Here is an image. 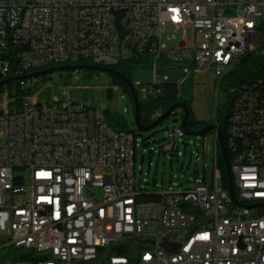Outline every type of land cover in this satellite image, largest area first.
Listing matches in <instances>:
<instances>
[{
    "label": "built area",
    "instance_id": "1",
    "mask_svg": "<svg viewBox=\"0 0 264 264\" xmlns=\"http://www.w3.org/2000/svg\"><path fill=\"white\" fill-rule=\"evenodd\" d=\"M179 32L175 47L164 44V34L171 41ZM14 46L18 65L11 70ZM250 54L264 56V0H0L3 79L137 58L153 70L147 101L168 85L182 97L196 75L212 73L219 86ZM171 68H184L188 78L170 82L164 74ZM41 79L20 80L35 91L30 96H0V112H7L0 120V238L26 251L14 264H264V71L232 96L237 118L227 142L235 200L228 179L222 183L214 134L211 166L193 190L163 187L157 200L142 201L146 190H136L135 181L140 137L111 128L100 106L73 102L70 87L65 99L34 111ZM163 113L154 111L151 122ZM184 137L174 126L163 153L178 152ZM164 231L179 241L166 240ZM136 237L129 256L119 244ZM176 245L178 252H169Z\"/></svg>",
    "mask_w": 264,
    "mask_h": 264
},
{
    "label": "rangeland",
    "instance_id": "2",
    "mask_svg": "<svg viewBox=\"0 0 264 264\" xmlns=\"http://www.w3.org/2000/svg\"><path fill=\"white\" fill-rule=\"evenodd\" d=\"M170 34H164L163 42L168 47H175L182 38L181 32L175 35L171 41ZM111 62V61H108ZM69 64L53 65L51 67L68 66ZM75 65V64H73ZM67 71L47 75L43 78L42 88L39 89L37 100L34 104H44L52 101L65 99L63 88L68 87L69 96L73 102L81 104L98 105L105 111L115 114L124 124L126 131L135 130L134 104L128 96L122 94L117 88L111 86L108 75L101 74L88 77L82 73L72 74L71 81L68 80ZM162 73V71H159ZM170 82H176L187 77L184 68H171L164 74ZM153 80V70L150 67H137L134 69L131 82L137 86L140 100H144L145 91ZM234 87H225L224 84L217 85L212 73L192 76L188 83L182 87L181 92L184 99L191 102L192 110L197 121H214L219 109L228 105L230 96H233ZM110 96V97H109ZM174 116L171 115L154 129L140 133V146L136 154V190L154 192L162 189L184 192L193 190L197 180L204 176L205 167L211 166V155L213 151L214 136L208 134L205 137H184L180 140L179 151L173 155L161 152L166 143L168 131L173 127L181 126L183 116L178 115L179 122L173 124ZM142 139H148L149 145L143 146ZM100 193V190L98 191ZM166 240L179 241L178 235L173 232H163ZM140 241L136 237L125 239L119 245L127 246V255L132 256L135 246ZM6 239L0 238V264H14L26 251L17 250L14 247H4Z\"/></svg>",
    "mask_w": 264,
    "mask_h": 264
},
{
    "label": "trees",
    "instance_id": "3",
    "mask_svg": "<svg viewBox=\"0 0 264 264\" xmlns=\"http://www.w3.org/2000/svg\"><path fill=\"white\" fill-rule=\"evenodd\" d=\"M14 49L15 50L13 51V54L15 58L11 59V63H12L11 68H10L11 70H14L15 68H17V65H18V60L16 59V55L19 52V47L14 46ZM93 64H94L93 61H82L78 63V65H93ZM139 64H140L139 60L137 58H134L126 62H118V63L107 64V65L100 64V65L109 67L117 71L121 75L127 77L129 80H131V76H132L134 69L142 66ZM143 67H148V66L145 65ZM263 71H264V56H259V55L256 56L253 54L246 55V56H243L238 61V63L236 64V67L228 73V75L220 83V85L224 84L226 88L232 86L235 88L234 91H236V89L239 88L242 84L248 82L249 80H253L258 76H261ZM67 72H68L67 75H68L69 81H71L72 79L71 73L73 74L82 73L84 75H87L88 77H91L93 75L99 76L103 74L101 72H96V71H91V70H84L82 72H75V71H67ZM108 76L111 81V86L119 89L122 92V94H125L126 96H128L130 100L133 102L131 92L129 88L127 87L126 83L123 81V79L117 76H112V75H108ZM6 79H9V78H6ZM6 79H3V76L0 75V82ZM41 81L43 82V78L41 79ZM21 82L22 81L19 80V81L11 82L4 86H1L0 96L7 92L10 95V97L21 98L22 96H30L35 92L32 88H28L25 90L22 89ZM70 86L71 84L68 85V87ZM232 100H233L232 96H230L228 105L219 109L214 121L212 122L211 121L210 122L209 121H197L194 116V112L192 110L191 102L189 100L184 99L183 95L182 97H178L175 88L171 85H168L166 87V90L162 94L158 95L157 97H152L147 101L140 100L141 123L143 126L147 127L150 124H152L150 116L157 109L161 108L165 112L170 107H172L174 104L184 103L188 106L189 111H190V115L188 119L189 129L192 131H200L209 124H215L222 131L223 138H224L225 145H226L227 128L229 126V121H231V117L233 114V110H231ZM105 114H106V118L109 123V126L111 128L121 130V131H126L124 124L121 122L118 116H116L115 114L109 113L108 110L105 111ZM130 132H135L136 135L141 138L140 132H138L136 129ZM209 134L214 135V133H209ZM165 140L167 142V138H165ZM142 143H143V146H148L150 144L148 139L146 140L142 139ZM165 145L166 143L163 145L161 152H163V148ZM227 152H228L229 158H231L228 149H227ZM218 156H219L218 157V168L221 172L222 183L224 186H226L227 178H226L225 165L223 163L222 156L220 155V153H218ZM140 199L142 201H151V200H157L158 196L156 194V191L154 192L146 191L145 193L141 195Z\"/></svg>",
    "mask_w": 264,
    "mask_h": 264
},
{
    "label": "water",
    "instance_id": "4",
    "mask_svg": "<svg viewBox=\"0 0 264 264\" xmlns=\"http://www.w3.org/2000/svg\"><path fill=\"white\" fill-rule=\"evenodd\" d=\"M84 70H91V71H96V72H101L103 74L106 75H112V76H117L121 79H123V81L126 83L127 87L129 88L131 95H132V99H133V104H134V110H135V129L140 132H148L152 129H154L158 124H160L161 122H163L165 119L169 118L171 115L174 114V112L177 109H181L184 113L183 115V119L181 121V128L183 129L185 136L187 137H205L206 135H208L209 133H214L217 136V141L219 144V148H220V152H221V156H222V160L223 163L225 165V171H226V176L227 179L229 181V191L231 194V198L233 200H235V195H234V188H233V182H232V176H231V168H230V162H229V157L225 148V143H224V138H223V133L220 130V128L215 125V124H209L206 127H204L202 130L200 131H192L189 129L188 127V119H189V115H190V111L189 108L186 104L184 103H177L174 104L172 107H170L168 110H166L157 121L153 122L152 124H150L149 126L145 127L142 125L141 123V117H140V99L138 97V93L136 88L134 87V85L132 84L131 80H129L127 77L121 75L120 73H118L117 71L103 66V65H98V64H93V65H68V66H62V67H54V68H48V69H44L35 73H32L30 75H27L25 77H20V78H9L6 80H3L0 82V87L4 86L8 83L11 82H15V81H19L25 78H38V77H45L47 75H52L55 73H60L63 71H75V72H82ZM173 124H177L179 122V120H173L172 121ZM180 249L179 245H176L174 249L169 250V252L171 253H176L178 252V250ZM125 251L123 248H121L120 250L117 251L118 255H124Z\"/></svg>",
    "mask_w": 264,
    "mask_h": 264
},
{
    "label": "bare ground",
    "instance_id": "5",
    "mask_svg": "<svg viewBox=\"0 0 264 264\" xmlns=\"http://www.w3.org/2000/svg\"><path fill=\"white\" fill-rule=\"evenodd\" d=\"M34 111H47V103L34 104ZM236 118H237V110H233L231 121L236 120ZM0 120H7V112H0ZM227 141H229V133H227L225 148L226 151L228 149L231 156L230 144ZM235 143H244V136H235ZM128 146H136V139H128ZM217 146H219L218 141H217ZM127 158H134V150H127Z\"/></svg>",
    "mask_w": 264,
    "mask_h": 264
}]
</instances>
